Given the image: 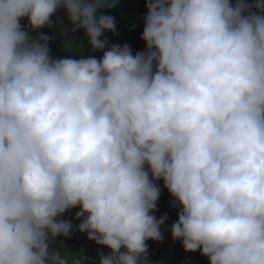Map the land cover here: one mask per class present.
Wrapping results in <instances>:
<instances>
[{
  "label": "clouds",
  "instance_id": "9594fccd",
  "mask_svg": "<svg viewBox=\"0 0 264 264\" xmlns=\"http://www.w3.org/2000/svg\"><path fill=\"white\" fill-rule=\"evenodd\" d=\"M115 2L0 0V264H85L55 239L77 206L100 264H153L161 179L186 252L264 264V0H147L135 55L102 39ZM59 10L101 59L32 35Z\"/></svg>",
  "mask_w": 264,
  "mask_h": 264
},
{
  "label": "trees",
  "instance_id": "16d2710c",
  "mask_svg": "<svg viewBox=\"0 0 264 264\" xmlns=\"http://www.w3.org/2000/svg\"><path fill=\"white\" fill-rule=\"evenodd\" d=\"M232 2L235 3L236 0H232ZM146 5L147 0H128L126 2L116 1L115 7L106 8L104 10V14L113 16L116 21V33L114 34L113 32L106 31L102 37V39L106 37L108 40L106 48H109L114 44H118L121 47L128 44L132 49L133 55L137 52L146 50V43L141 39L144 30V19L148 14ZM52 19L53 23L56 24L55 27L50 28L45 26L44 28L33 32L32 35L35 37L42 33L49 38L48 43L51 49L50 54L54 58H64L67 56L78 60L81 58V54L84 57L95 56L98 60L102 58L103 52H92L90 50L88 39L82 29L77 32H72V25L68 23L67 34H62L59 20L64 19L67 23L63 10L57 11ZM21 26L26 31L29 30V28L23 25L22 20ZM69 37H71L73 41L68 39ZM163 188L165 193L159 197L157 201V210L154 213L157 219L165 214L168 216V219L161 226V230L170 221L173 214V208L171 205H168V196L170 193L165 187ZM78 211H80L79 206L66 211L62 216L57 217V219L70 220L73 228L68 237L58 236L55 239L57 242H62L65 248L64 251H69L70 255L83 256L85 258V264H100V254L103 253L108 255L112 250L106 246L98 245L97 243L92 244L88 239L87 232L81 233L78 230V226L83 219V217L81 220L76 219V213ZM70 212L72 214H70ZM146 243L148 245V259L153 262V264H166L164 253L155 249L151 240L146 241ZM56 246L60 247L59 244ZM94 259L96 262H93ZM81 264H83L82 258ZM172 264H210V261L207 257L201 255V253L197 251L196 263H193L192 259H185L182 254H179Z\"/></svg>",
  "mask_w": 264,
  "mask_h": 264
},
{
  "label": "built area",
  "instance_id": "2783aa9c",
  "mask_svg": "<svg viewBox=\"0 0 264 264\" xmlns=\"http://www.w3.org/2000/svg\"><path fill=\"white\" fill-rule=\"evenodd\" d=\"M116 1L126 2L128 0H116ZM22 23L25 27L28 28L29 21L27 18L22 19ZM145 167L147 170V165ZM150 179H151V175H150ZM157 183H158V187L160 188V190L164 191L163 180L161 179ZM168 197H171V194H169ZM180 211H181L180 205L174 208L172 219L161 230L162 235H163L162 241L151 240L154 245V248L164 253L166 264H172L179 254H182L185 259H192L193 263H196V253L197 252L195 253L186 252L183 246L181 245L182 242L178 240H173L172 238L171 226L173 223L178 221V214ZM70 214L72 213L70 212Z\"/></svg>",
  "mask_w": 264,
  "mask_h": 264
},
{
  "label": "rangeland",
  "instance_id": "374dc122",
  "mask_svg": "<svg viewBox=\"0 0 264 264\" xmlns=\"http://www.w3.org/2000/svg\"><path fill=\"white\" fill-rule=\"evenodd\" d=\"M163 192H164V191H161V192H160V196L163 195ZM160 196H159V197H160ZM169 201H170L171 203H174V202H175L174 198L169 199ZM89 241L92 242V244H96V242L93 241V240H89ZM181 245H182V243H181ZM121 251H122V252H123V251H126V249L122 248ZM93 262H96V260L94 259Z\"/></svg>",
  "mask_w": 264,
  "mask_h": 264
},
{
  "label": "crops",
  "instance_id": "0c3cea01",
  "mask_svg": "<svg viewBox=\"0 0 264 264\" xmlns=\"http://www.w3.org/2000/svg\"><path fill=\"white\" fill-rule=\"evenodd\" d=\"M173 197L171 196V197H169V199H172ZM168 205H171V207L173 208V210H174V208H176L178 205H179V203L178 202H174V203H171L170 201L168 202ZM171 219H172V217H171ZM170 219V220H171ZM154 246V245H153Z\"/></svg>",
  "mask_w": 264,
  "mask_h": 264
}]
</instances>
